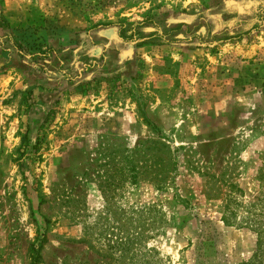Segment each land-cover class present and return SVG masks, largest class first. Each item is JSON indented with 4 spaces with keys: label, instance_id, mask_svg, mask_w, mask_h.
Masks as SVG:
<instances>
[{
    "label": "rangeland",
    "instance_id": "obj_1",
    "mask_svg": "<svg viewBox=\"0 0 264 264\" xmlns=\"http://www.w3.org/2000/svg\"><path fill=\"white\" fill-rule=\"evenodd\" d=\"M42 1L0 0V264L264 259V0Z\"/></svg>",
    "mask_w": 264,
    "mask_h": 264
},
{
    "label": "trees",
    "instance_id": "obj_2",
    "mask_svg": "<svg viewBox=\"0 0 264 264\" xmlns=\"http://www.w3.org/2000/svg\"><path fill=\"white\" fill-rule=\"evenodd\" d=\"M127 23V26L125 25ZM120 28H119V35L120 37L125 40V41H131L135 36H131V32L128 33V30L130 31V26L132 25L131 22H125V21H121L120 23ZM146 41H142L139 42L138 45H145ZM233 200L229 199L226 202L225 205V211L227 212L226 216H224V220H228L231 219L233 217H235V210H236V206L233 205ZM236 205V204H235ZM251 211V210H250ZM264 211V210H262ZM245 217V222L249 223V224H255L259 227V230H257L258 232V247H260V245L262 244V242L264 241V228L261 226L263 223L260 222V220L258 219L260 216L258 213L252 211V213L250 212L248 215L244 216ZM261 226V227H260ZM257 257V255H256ZM263 257L262 260L260 259L257 263L258 264H264L263 262ZM255 259L250 258L249 260L243 262L242 264H257Z\"/></svg>",
    "mask_w": 264,
    "mask_h": 264
},
{
    "label": "crops",
    "instance_id": "obj_3",
    "mask_svg": "<svg viewBox=\"0 0 264 264\" xmlns=\"http://www.w3.org/2000/svg\"><path fill=\"white\" fill-rule=\"evenodd\" d=\"M22 2L23 0H3L2 3L3 7L5 8L4 12L7 13L6 17L9 21H12L14 23L16 21L14 17L18 18L20 16L19 20L26 22L27 20L26 18H23L24 16L36 17L41 11H43L42 13H45V15L49 13V6L46 5L45 2L43 3L42 0H30V5H27V2H25V4H22ZM14 10H16L15 12H17V15H12ZM26 10H29V12H27Z\"/></svg>",
    "mask_w": 264,
    "mask_h": 264
}]
</instances>
